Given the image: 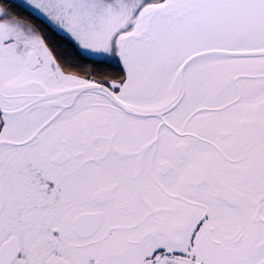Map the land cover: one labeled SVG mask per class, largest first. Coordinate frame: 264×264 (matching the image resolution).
Here are the masks:
<instances>
[{
    "label": "snow or ice",
    "instance_id": "6c2138e0",
    "mask_svg": "<svg viewBox=\"0 0 264 264\" xmlns=\"http://www.w3.org/2000/svg\"><path fill=\"white\" fill-rule=\"evenodd\" d=\"M0 264H264V0H0Z\"/></svg>",
    "mask_w": 264,
    "mask_h": 264
}]
</instances>
